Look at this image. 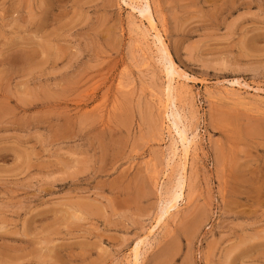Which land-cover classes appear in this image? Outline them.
Instances as JSON below:
<instances>
[{
    "label": "rangeland",
    "instance_id": "374dc122",
    "mask_svg": "<svg viewBox=\"0 0 264 264\" xmlns=\"http://www.w3.org/2000/svg\"><path fill=\"white\" fill-rule=\"evenodd\" d=\"M151 3L194 140L162 221L179 158L147 21L124 0H0V264H129L147 235L142 264H264V0Z\"/></svg>",
    "mask_w": 264,
    "mask_h": 264
},
{
    "label": "bare ground",
    "instance_id": "6f19581e",
    "mask_svg": "<svg viewBox=\"0 0 264 264\" xmlns=\"http://www.w3.org/2000/svg\"><path fill=\"white\" fill-rule=\"evenodd\" d=\"M124 1L126 2L125 5L130 6L131 10L132 9L134 11L138 10L139 11L138 13H140V15L143 18L141 16L140 17L147 21L149 29L147 30V28L146 29L143 28L145 30L142 33L148 39H149V37L152 36L153 44L156 45V48L158 50L156 52L160 53V58H158V59L161 60V62L163 63L164 70L166 73L165 77H167L166 82H168L166 85V88H165V90H166V96L165 97L166 98L163 102V105L165 108V114L167 115L166 117H171V121H169V123L172 122V126H170V128L171 129L174 128L175 133L177 134V136H175L176 142L174 143V147L172 149V152H170V153H172V156H171L172 160H174L175 158H179V169L177 171L173 185L169 188V190L165 191L164 197L161 198L158 216H159V220L162 221L167 215H169L173 210H175L178 203L185 198V189H186V185H187V174L189 171L188 170V164H189V159H190V155H191V149L194 148V147H192L194 144V140L189 137L188 132L190 133V130L188 131L189 128L187 127V125L183 121V118L185 119L186 116L182 118V114L180 113V111L178 110V108L175 105V96H176L175 91H176V88L178 86L176 87L174 84L177 83L180 78L181 79L185 78L186 80H188L189 77L187 76V73L181 71L182 69L178 67L176 61L174 60V58L172 57V54L170 53V50H169V48L166 44V41H165L166 39L164 38L163 34L161 33V31L158 28V24H157L158 22L156 21V18H155L153 9H152L151 0H129V1L124 0ZM136 15H138V14H136ZM133 25H135V27H136V24H133ZM142 26H143V24H142ZM143 27H145V26H143ZM143 34H140V36ZM141 38H143V37H141ZM142 40L144 41V39H142ZM237 81L239 82V80H237ZM238 82H236V83L241 84L240 82L239 83ZM231 83H233V82H231ZM247 86H248V84L246 85V87ZM250 88H251V86H250ZM253 89H256V88H253ZM181 91H184V90H181ZM177 95L179 96V93ZM258 96H259V94H258ZM232 97L234 98V96H232ZM235 98H237V97H235ZM262 99H264V98H262ZM240 100H241V98H240ZM248 101H250V100H248ZM224 102H225V100H224ZM235 102H236V100H235ZM253 104H255V103H253ZM257 107H259V105ZM260 107H261V105H260ZM183 116H184V114H183ZM188 126H189V124H188ZM178 144H179V146H178ZM169 158H168V160H170ZM167 164H169V163H167ZM148 236L149 235L145 236L144 238H142L136 242V244L134 245V247L132 249V253H131L132 255L130 256L131 260L128 261V262H130L129 264H142L143 254H144L143 251L145 250V249L143 250L142 247L144 246V243H145L146 239L148 238ZM145 245H146V243H145Z\"/></svg>",
    "mask_w": 264,
    "mask_h": 264
}]
</instances>
